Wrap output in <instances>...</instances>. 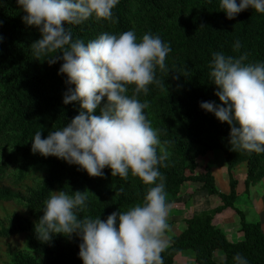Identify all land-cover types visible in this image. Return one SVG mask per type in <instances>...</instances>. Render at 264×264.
Wrapping results in <instances>:
<instances>
[{
	"label": "trees",
	"instance_id": "obj_1",
	"mask_svg": "<svg viewBox=\"0 0 264 264\" xmlns=\"http://www.w3.org/2000/svg\"><path fill=\"white\" fill-rule=\"evenodd\" d=\"M23 15L16 0H0V202L14 201L28 212L20 214L16 210L12 226L0 232V237H32L29 248L13 255L10 264H83L78 257L80 240L75 234L56 235L49 243L36 238L34 223L43 215L41 208L49 191L71 194L87 190V207L81 216L106 220L113 211L123 212L140 202L147 186L131 174L127 180L112 177L107 167L102 178L89 177L75 165L31 152L35 132L41 130L42 138L46 137L70 122L80 107L79 102L62 103L68 87L66 77L58 75L62 61L50 64L47 59L54 53L39 60L32 56L29 47L40 33L22 23ZM113 17L107 21L93 17L81 25L65 27L71 29L74 39L85 43L104 32L134 30L138 39L149 33L170 45L171 52L165 60L167 71L156 72L163 87L149 85L147 94L138 96L147 103L146 118L158 130L162 144L168 142L164 144L168 153L166 166L159 168L167 203H173L184 185L192 182L221 200L220 206L184 220L180 234L169 239V247L161 254L164 264H174L186 251L193 254L196 264H233L236 253L246 257L249 264H264L262 225L249 221L235 206L240 192L234 175L235 169L246 163L245 190L258 185L264 179V153L233 150L228 142L229 126L199 107L204 101L219 103L214 95L216 87L209 80L213 52L246 55L245 63L264 62V14L249 8L228 20L219 0H120ZM236 41L241 45L238 51L233 48ZM175 76L179 78L173 79ZM103 103L104 100L101 106ZM215 150L222 152L226 163L228 193L217 186L209 166L203 173L197 172L198 159ZM8 178L21 190L25 187V191L15 195L14 186L6 183ZM227 209L240 219L242 240L237 243L231 242L214 223L215 217Z\"/></svg>",
	"mask_w": 264,
	"mask_h": 264
},
{
	"label": "clouds",
	"instance_id": "obj_2",
	"mask_svg": "<svg viewBox=\"0 0 264 264\" xmlns=\"http://www.w3.org/2000/svg\"><path fill=\"white\" fill-rule=\"evenodd\" d=\"M16 2L24 13L22 23L40 33L29 47L32 56L39 60L54 53L47 61H62L58 75L65 76L68 85L62 103L79 102L80 107L70 122L46 137L42 138L41 130L35 132L31 152L75 165L89 177L102 178L107 167L112 177L127 180L131 174L147 186L140 202L126 211H113L106 220L81 216L87 207V190L71 194L49 191L41 208L43 215L34 223L36 238L49 243L56 235L75 234L83 264H164L161 254L170 244L166 236L170 208L159 168L166 166L164 144L168 142L162 144L158 130L146 118L147 103L138 96L147 94L149 85L163 87L156 72L167 71L170 45L149 33L138 39L134 30L104 32L85 43L74 39L71 29L65 27L81 25L93 17L112 20L120 0ZM219 7L228 20L249 8L264 14V0H219ZM240 46L236 41L233 48L238 51ZM246 59V55L212 53L209 80L216 87L219 103L204 101L199 107L229 126L228 142L233 150L261 154L264 62L245 63ZM232 260L233 264H249L240 253Z\"/></svg>",
	"mask_w": 264,
	"mask_h": 264
},
{
	"label": "rangeland",
	"instance_id": "obj_3",
	"mask_svg": "<svg viewBox=\"0 0 264 264\" xmlns=\"http://www.w3.org/2000/svg\"><path fill=\"white\" fill-rule=\"evenodd\" d=\"M206 166H209L212 169L213 175L215 176L216 179V184L220 188V190L224 193H227V191L229 190V176L222 152L215 150L209 152L206 156L199 158L197 172L203 173L205 171ZM246 172H247L246 163L240 164L235 169L234 172L235 178L239 182L238 190L240 192L239 198L235 206L246 214L247 219L249 221L260 223L264 231V179L258 185L252 186L249 188L248 191H246L245 190ZM6 183L11 187L15 185L14 181L10 178H8ZM191 184L192 183H190V185L187 186L185 185L180 192L181 195L179 194V196L174 199V202L169 204L170 210L168 216V223H170L171 226H170V231L166 233L168 239H170L174 235L180 234L184 223V221L182 222L183 218L186 219L189 216L193 215L192 212L188 213V209L185 210V208H183L184 203L180 204V201H178L185 196V193L183 191L191 189L192 187ZM14 188L16 189V191L14 192L15 195L18 193V191L24 192L26 189L25 187H23L21 190V188L17 186H14ZM207 195L208 193L206 191H201V193H198V196H203L204 198H207L208 197ZM215 199H217V197ZM23 200L25 201V199ZM186 201L187 199L185 200V202ZM216 201H217L216 203L214 202L207 203L208 201H205V203L207 204H199V206L197 207L195 206V208L193 207L194 214L199 213L200 210L205 209L209 206L215 207L218 203H220L218 199ZM171 209L173 210L171 211ZM16 210H18L20 214H28L27 211L17 206L16 203H14V201L8 203L0 202V232L8 230L12 226L11 221L13 219ZM189 210L192 209L189 207ZM177 212L179 214H177ZM228 214L236 216L238 223L240 225V219L238 215L231 209H229L223 214H220L221 217L220 218L217 217L215 219V223L217 225L221 223V225L218 226H220L225 232L228 233L227 235L228 239L233 243H237L238 241H240L239 237L241 235L238 232H236L237 229L233 227L232 229L227 230L226 229L227 225H224L225 228L222 225L223 223L222 216H226ZM31 239L32 237L29 235H16L10 238L0 237V264H10V260L13 255L25 251L29 248V242ZM191 254L192 253L190 252L185 253L184 256H182L183 260H176L174 264H196ZM216 259L221 260L219 258Z\"/></svg>",
	"mask_w": 264,
	"mask_h": 264
},
{
	"label": "crops",
	"instance_id": "obj_4",
	"mask_svg": "<svg viewBox=\"0 0 264 264\" xmlns=\"http://www.w3.org/2000/svg\"><path fill=\"white\" fill-rule=\"evenodd\" d=\"M187 185H190V183H187L186 184V186ZM185 186V185H184ZM191 189H189V190H185V191H183L184 193H185V196L183 197V198H181L180 200H178V201H180V204L182 203H184V207L183 208H185V210H187L188 209V213L189 212H192V214H194V210H193V207L195 208V206L197 207V206H199V204H207V203H211V202H214V203H216L217 201V199L220 201V203H218L215 207H213V206H209V207H207V208H205V209H202V210H200L199 212H201V211H207V210H212V209H214V208H216V207H218V206H220L221 205V200L217 197V196H209V195H207L208 197V199L207 198H204L203 196H198V193H201V191H204V190H202V188H201V184H199V183H195V182H192V184H191ZM182 192V193H183ZM229 192V190L227 191V193ZM180 195H181V193H180ZM217 197V199H215ZM187 199V201L185 202V200ZM205 201H208L207 203H205ZM186 203V204H185ZM189 203V204H188ZM191 204V205H190ZM194 204V205H193ZM189 207L192 209V210H189ZM173 209H171V211H172ZM229 209H227V210H225L223 213H225L226 211H228ZM183 212V211H182ZM222 213V214H223ZM177 214H179L178 212H177ZM185 214H187V213H185ZM184 214V215H185ZM234 215H230V214H228V215H226V216H222V218H223V223H222V225H223V227L225 228V226L224 225H227V230L228 229H232L233 227L234 228H236L237 230H236V232H238L239 234H241L240 233V225H239V223H238V220H237V217L236 216H234ZM217 217H221V215H219V216H216L215 217V219L217 218ZM185 220V218H183V220H182V222ZM214 223H215V220H214ZM215 225H217L216 223H215ZM218 225H221V223H219ZM235 232V233H236ZM226 234L228 235V233L226 232ZM239 239L240 240H242V236L240 235V237H239ZM188 252H190V251H186V252H183V253H181L177 258H176V260H183L182 259V256H184V254L185 253H188ZM191 253V252H190ZM191 256H192V258L194 259V256H193V254H191ZM221 259V258H220ZM175 260V261H176ZM195 261V260H194Z\"/></svg>",
	"mask_w": 264,
	"mask_h": 264
}]
</instances>
